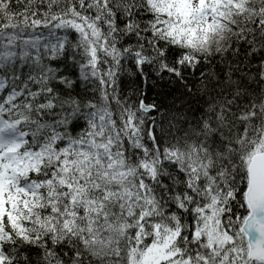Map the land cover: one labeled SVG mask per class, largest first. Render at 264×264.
Instances as JSON below:
<instances>
[{
  "label": "snow or ice",
  "instance_id": "obj_1",
  "mask_svg": "<svg viewBox=\"0 0 264 264\" xmlns=\"http://www.w3.org/2000/svg\"><path fill=\"white\" fill-rule=\"evenodd\" d=\"M0 264H264V0H0Z\"/></svg>",
  "mask_w": 264,
  "mask_h": 264
}]
</instances>
